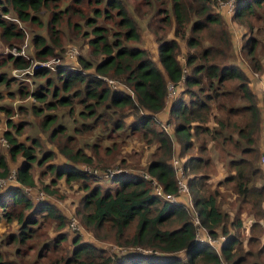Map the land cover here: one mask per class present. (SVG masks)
<instances>
[{
  "label": "trees",
  "instance_id": "16d2710c",
  "mask_svg": "<svg viewBox=\"0 0 264 264\" xmlns=\"http://www.w3.org/2000/svg\"><path fill=\"white\" fill-rule=\"evenodd\" d=\"M227 1L144 0L143 18L157 42L155 59L126 0H0L4 45L20 47L26 38L20 24H27L37 28L31 31L32 43L40 60L62 56L65 39L90 50V56L79 58L81 69L38 68L34 76L45 82L33 91L20 86L16 91L33 99L31 111L64 156L60 163L54 162L58 152L44 150L39 137L20 139L34 122L17 124L12 108L0 107L7 114L4 135L9 144L6 153L0 148V178L10 175V162L17 168L16 182L0 187V224H18L19 232L5 239L14 243L16 255L22 245L33 242L40 248L33 264H219L214 247L196 241L197 226L185 201L159 197L150 181L136 173L107 179L116 187L105 190L102 178L79 166L107 169L118 159L119 165H128L118 139L138 135L155 146L145 170L166 193L179 196L171 162L174 140L157 122L166 116L173 124L200 225L212 239L225 238L221 255L228 263L264 264V165L258 164L264 112L252 87L255 73H264V0L235 1L232 19L247 30L240 48L247 63L239 58L224 10L218 7ZM84 3L88 12L80 8ZM30 65L23 56L6 54L0 61V87L16 81L6 68ZM105 78L129 91L113 89ZM168 82L182 84L171 101ZM8 94L13 97L15 92ZM66 108L72 126L62 122L64 111L47 113ZM89 135L94 142L80 143ZM218 164L226 175L215 182ZM37 167L46 168L41 176H53L51 185L43 187L48 194L59 195L53 187L62 179L70 187L76 183L82 193L76 207L82 224L96 238L129 250L113 256L80 235L66 249L69 235L62 230L67 217L48 199L35 201L25 192L36 187ZM225 185L230 188L225 190ZM53 223L59 232L50 239L47 230ZM8 259L9 253L0 251V264H13Z\"/></svg>",
  "mask_w": 264,
  "mask_h": 264
},
{
  "label": "rangeland",
  "instance_id": "374dc122",
  "mask_svg": "<svg viewBox=\"0 0 264 264\" xmlns=\"http://www.w3.org/2000/svg\"><path fill=\"white\" fill-rule=\"evenodd\" d=\"M126 1L130 7V10L133 12V15L135 16V18L141 23L143 32H146L143 34L144 35L143 36L144 45L146 46L148 50H150L153 57L157 59V42L154 38V35L151 34V32L147 30V24L143 18L145 11H146V7L143 5L144 0H126ZM94 6L95 5L93 4L92 7ZM218 7L220 11L224 10L223 12L225 13V18L228 23L230 33L235 41V44H236L235 46L239 54V58L243 62L247 63L245 54L243 53L242 55V52L240 49L242 35H244L247 32V30L244 27H242L238 22H235L232 19V14H230L229 7L225 8L224 6L220 4L218 5ZM80 8H83L86 12H88V6L86 3L82 4ZM140 9H141V13L139 12ZM45 14H46L45 19H47L48 14L47 13ZM20 25L24 30H26V38L24 42L20 45V47H23L25 44L27 45L25 55L23 57L29 60L31 65L25 69L14 68V67L6 68V71L9 73V77L16 79V81L13 82L10 87H6L5 85L3 87H0V92L2 93V96H0V107L6 106V107L12 108L11 117L17 124H20L24 122L25 120L29 122H34V124H30L29 126L25 128V131L23 133L24 136L21 137L20 139L27 141L25 138L28 137V135L30 136V138L39 137L42 143L44 144V147H43L44 150L52 149L58 152L56 145L51 143L48 140L47 134L44 133L41 130V128L38 126L40 124V120L36 118L31 111V99L32 98L31 97L21 98L18 95V92L16 91H18L19 86L21 88H24L25 90L28 89V90L33 91L39 82H42V83L45 82V78H37L34 76V72H32V70L35 64H40L41 62H45V63H48L46 65L50 68L51 67L55 68L58 64H60V66L67 65L71 68L81 69L82 67H81V64L79 63V58L80 56H83V57L90 56V50L87 47L81 46V44L77 41H70L68 39H65L67 42L64 44V52L62 56H55L52 58L40 60L35 56V50H34L33 43H32L33 34L31 31H35L37 30V28L30 27L27 24H20ZM43 33L46 34L45 31ZM151 35H152V38L150 37ZM11 49L12 47L4 45V43L0 41V61L3 62V58L6 56V54L8 53L11 54V51H10ZM72 51L77 52V55L75 57H70V54ZM186 52H187V48L184 46V48L182 49V53L180 55V58L182 59L183 64L185 63L184 55ZM261 59H264L263 54L261 55ZM51 70L52 72L55 71L54 69H51ZM258 78L262 79L263 92L262 94L257 95V101H258V105L261 111L263 112L264 111V73L259 74ZM112 86H117L116 88L118 89H125L129 91L128 88L121 82L115 81L112 84ZM11 90L15 92L13 97L8 96L9 95L8 92ZM21 105L26 107L23 111L19 110V107ZM63 111H64L65 117L62 119V122L72 126L70 122L72 120L68 116L69 112L67 108L61 109L59 111H49L48 110L47 113H51V114L58 113L59 115H61L63 114ZM6 119H7L6 112L0 109V138L5 137L4 132L8 130ZM159 120L160 121L158 123L160 124L161 128H164V126H167L169 124L168 126L169 133L172 135V138L174 140V146L176 150L172 157L171 162L173 163L174 159L181 161V157H179V153H178L179 145L177 143L175 134L173 132V126H172L173 124H170L167 122L166 116H163L162 120L161 119ZM263 126H264V123H263ZM70 131L73 132V129ZM262 135H263V132L261 134V137ZM139 138L140 137L138 135L128 136L127 134H124L122 138L118 139V142L122 143L121 149L123 152L122 153L123 157L128 158L127 160L128 165H125V166L119 165L120 161L118 159L116 161H113L114 166H111L107 169L99 168V166H96V167L88 166L86 164H82L79 166L83 170L89 173H93L96 176L102 178L104 180L102 182L103 189L105 190H107L108 188L114 189L116 187V183H114L113 181L107 180V178H105V174L107 172L110 173L111 171H116L119 168V166H121L124 169H127L130 173H136L138 175L144 174L147 172L145 170V167L151 161L152 152H154L155 146L148 145L145 141H142ZM81 141L82 143H92L95 141V138L89 135L83 138V140H80V143ZM0 144H1L0 148H2V151L6 153L9 146L8 147L4 146L1 142ZM104 145H108V143ZM211 149L213 150V147H211ZM56 155L57 156L55 157L56 159L54 160V162L58 164L61 161H63L64 156L61 155L59 152ZM217 157L218 155L216 154V152H214L215 163H217ZM260 159L261 157H259L258 159L259 165H260ZM45 169L46 168L44 167L36 168L35 170V176L37 179L36 187L29 188L27 193L35 201H39L37 200V198H39L40 195L43 194L46 199L53 202L61 210V212L67 217V225L62 230L68 233L69 235L68 242L64 243V247H66V249L67 248L71 249L72 248L71 243L74 237H76L77 235H80L84 241H88V242L94 243L95 245L99 247H102L103 249L107 250V252L113 256L129 250V248H122L120 245L114 242H111V240L96 238L93 235V233L90 230L86 229V227L82 224L80 216L76 213V207L78 205L79 197L82 193L80 190H78V185L76 183H73L72 184L73 186L70 187L62 179L58 181V184L55 187H53L54 189H57L59 191V195L48 194L43 189V187L44 185H51L52 183L51 179L53 178V176H51L49 172L46 174V176H41L40 172ZM16 171H17V168H16L15 163L10 162V174L16 175ZM261 183H264V179L261 181ZM228 187L229 186L225 185L223 188H225L226 190V188ZM72 219H76L79 230H73V228L71 227ZM245 219L246 221L248 220L247 217H245ZM55 224L53 223L52 228L50 230H47L48 237L50 239L55 238L59 232L58 229L55 228ZM47 231H45V233H47ZM18 232H19V226L17 223H7L3 221L0 224V251L9 253L10 259L8 260L12 261L13 264H33V262L38 260L37 255L39 253L40 248L35 249V244H33V242H28L26 243V245H22V249H20V255H16V251H15L16 249L13 250L14 243H8L5 240L7 239V237H10L14 233H18ZM221 238L222 237H220L219 240ZM11 251H14V253H12ZM249 264H251V262H249Z\"/></svg>",
  "mask_w": 264,
  "mask_h": 264
},
{
  "label": "built area",
  "instance_id": "2783aa9c",
  "mask_svg": "<svg viewBox=\"0 0 264 264\" xmlns=\"http://www.w3.org/2000/svg\"><path fill=\"white\" fill-rule=\"evenodd\" d=\"M235 1L236 0H229L227 2H219L220 5L224 6L225 8L229 7V11L230 14H232L233 16V12H234V8H235ZM26 47L27 45L25 44L23 47H12L11 54L13 56L19 57V56H24L25 55V51H26ZM77 55L76 51H72L70 54V57H75ZM45 62H41L40 64H35L34 68L32 70V72H34L36 69L38 68H49V69H54L57 70V68L60 66V64H58L55 68H50L48 67ZM187 73V69H184V74ZM256 76H258V73H255ZM105 80L108 82V84L113 88V89H118L116 88L117 86H112V84L115 82L114 79H110V78H105ZM184 82V79L183 81ZM182 85V84H181ZM181 85H176L172 82H168V87H167V101H171L174 98H176L179 93H180V88L182 87ZM160 120L157 119V122H159ZM264 123V121H263ZM168 124V123H167ZM169 124L167 126H164V129L169 132ZM262 132L264 135V126L262 128ZM0 142L4 145V146H9L8 141L5 137L0 138ZM260 164H264V155L261 157L260 159ZM173 166L176 169V176H177V185H178V194L179 196H187L188 201H190V209L192 211L193 214V219H194V224L197 226V234H196V241L198 242H208L211 246L214 247V249L216 250V252L220 255L221 261L219 264H230L228 263L226 260H224V258L221 255V250L219 251L218 248L219 245V238L218 239H212L207 231L206 228L202 227L200 225L199 222V218H198V213L195 209V207L192 204V197H191V189L190 186L188 185V177L186 176L183 166L181 164V162L177 159L173 160ZM110 171V170H109ZM123 173H130L127 169L122 168L121 166H119V168L116 171H111L110 173H106L105 174V178L107 179H113V177H115L116 175H120ZM144 179L150 181L151 185L153 186V189L155 191V193L168 201L171 202H179V196L175 195V194H168L164 191L162 185L158 182V180L154 177H152L148 172L144 173V174H140ZM12 182H16V175H9L6 178H0V187L4 188L6 187L8 184L12 183ZM29 188H25V191L28 192ZM46 198L44 197L43 194L40 195L39 198H37V200H45ZM71 227L73 228V230H79L78 229V224L76 219H72L71 221ZM223 240H225L224 237H222ZM222 243V242H221Z\"/></svg>",
  "mask_w": 264,
  "mask_h": 264
},
{
  "label": "crops",
  "instance_id": "0c3cea01",
  "mask_svg": "<svg viewBox=\"0 0 264 264\" xmlns=\"http://www.w3.org/2000/svg\"><path fill=\"white\" fill-rule=\"evenodd\" d=\"M150 37L152 38V36H150ZM254 76H255L256 79H254V82L252 83L253 90L255 91V93L257 95L258 94H262V92H263V84H262V79H261L262 77L261 78H258L259 77V74H258V76H256V75H254ZM260 150H261V156L260 157H262L264 155V135H262V138H261ZM260 165H264V164H260ZM218 173H219L218 176H216L215 178L212 179L215 182L219 181L220 179H222L226 175V169L224 168V166H221V164H218ZM182 197L183 198H180L179 199V202L185 201V203L188 206H190L191 203H190V201H188L187 196H182ZM222 241H223V239L221 238L219 240L218 244L219 243L221 244ZM220 244L217 245V246H219V248H218L219 251L221 250Z\"/></svg>",
  "mask_w": 264,
  "mask_h": 264
}]
</instances>
